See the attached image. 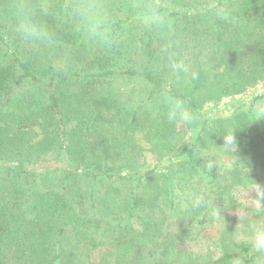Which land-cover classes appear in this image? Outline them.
Returning a JSON list of instances; mask_svg holds the SVG:
<instances>
[{
  "label": "trees",
  "instance_id": "1",
  "mask_svg": "<svg viewBox=\"0 0 264 264\" xmlns=\"http://www.w3.org/2000/svg\"><path fill=\"white\" fill-rule=\"evenodd\" d=\"M168 2L190 57L178 79L156 38L137 35L131 7L116 26L127 34L119 48L81 47L61 61L59 51L32 53L13 40L8 0H0V264H264L225 229L218 256L180 246L215 216L213 207H184L177 195L185 180L222 203L236 186L264 185V114L255 108L264 92L227 112H204L264 83V0ZM217 3L228 20L211 14ZM57 30L69 45L76 39ZM133 78L144 85L137 102L114 85ZM163 89L197 114L189 141H178L181 124L167 118ZM231 134L235 151L224 145ZM138 152L155 161L139 162ZM208 160L218 167L205 179Z\"/></svg>",
  "mask_w": 264,
  "mask_h": 264
},
{
  "label": "clouds",
  "instance_id": "2",
  "mask_svg": "<svg viewBox=\"0 0 264 264\" xmlns=\"http://www.w3.org/2000/svg\"><path fill=\"white\" fill-rule=\"evenodd\" d=\"M129 7L134 9L137 35L156 38L160 58L167 62L169 72L177 79L180 73H187L190 57L187 52L180 51L171 14L173 6L168 0H133L128 5H114L109 0H66L58 5L53 0H8L5 11L9 23L6 27L11 38L22 42L28 51L41 55L59 51L60 60L63 61L72 54L73 49L81 47L107 51L119 48L126 41L127 34L117 30L116 26L122 22ZM211 14L221 20H228L231 15L227 7L219 3L211 9ZM57 28L66 33L70 31L76 39L70 45L65 43ZM160 102L165 106L170 121L186 126L195 125L197 114L183 99L171 95L168 89L161 91ZM224 140V145L233 147L235 151L232 134ZM217 167L216 163L208 160L200 169L201 175L210 179L213 169ZM162 174L166 175V172ZM252 181L230 190L228 205L223 203V208L234 205L237 219L233 230L227 231L225 228V231L230 237L242 240L252 251L264 255V185ZM177 195L184 207H213V214L223 218L216 198L206 188L193 190L185 180L183 187L177 189Z\"/></svg>",
  "mask_w": 264,
  "mask_h": 264
},
{
  "label": "rangeland",
  "instance_id": "3",
  "mask_svg": "<svg viewBox=\"0 0 264 264\" xmlns=\"http://www.w3.org/2000/svg\"><path fill=\"white\" fill-rule=\"evenodd\" d=\"M119 1V0H117ZM59 53V52H58ZM115 87L120 88L125 94V97H129V101L131 102H137L139 101V97H141V94L144 95V85L141 80L138 79H130V80H116ZM264 92V83H260L257 86L249 89L247 92L241 95H237L233 98H225L221 105L218 107L209 106L204 109V112H210L212 110H223V111H229L234 105L244 102L246 100H249L253 95L257 93ZM255 108L258 112V114H264V100L257 101L255 104ZM192 130L188 126H184L183 124L178 126V141H189L191 136ZM137 160L141 163H145V161L150 164L155 161V157L151 154H141L137 153L136 155ZM226 161V157L223 159ZM52 167L53 165L49 164H43L39 167L40 170H45L47 167ZM218 207L221 208V215L222 217H218L214 215V209L212 210V214L215 216L213 224L207 225V230L202 232L196 239L192 242L190 241H183L180 242L179 245L186 247L188 250H192L197 253H201L206 250H212V253L214 256H218L220 253V249L216 245L217 238L219 236V233L226 228L227 222L232 217H236L234 215V205L228 209L223 208V203L221 201L216 202ZM225 206L228 205V203H224ZM225 222V226H224ZM110 247H103L102 252H106Z\"/></svg>",
  "mask_w": 264,
  "mask_h": 264
}]
</instances>
